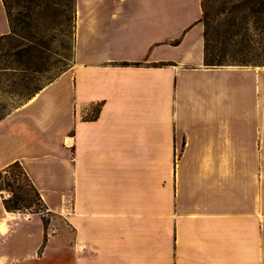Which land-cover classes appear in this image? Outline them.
Listing matches in <instances>:
<instances>
[{"label":"crops","instance_id":"1","mask_svg":"<svg viewBox=\"0 0 264 264\" xmlns=\"http://www.w3.org/2000/svg\"><path fill=\"white\" fill-rule=\"evenodd\" d=\"M201 16L74 0L70 65L0 119V171L62 224L0 192V264H264V67H205Z\"/></svg>","mask_w":264,"mask_h":264},{"label":"trees","instance_id":"2","mask_svg":"<svg viewBox=\"0 0 264 264\" xmlns=\"http://www.w3.org/2000/svg\"><path fill=\"white\" fill-rule=\"evenodd\" d=\"M6 11L10 33L0 36V44L7 48V57L12 63L1 64L0 83L2 80L18 79L12 84L22 89H29L25 97L29 100L46 84L63 72L72 60V40L74 21V0H14V6H9L7 0H2ZM17 9L13 13V9ZM204 38V66L218 68L222 66L264 67L258 66L249 58V53L256 44V39L264 40V0H201ZM60 15L69 21L68 30L58 33L70 45V59L59 54L54 45L57 44L55 34L48 40L44 32V21L47 16L54 18ZM217 15H225L226 21L214 28L213 19ZM68 24V23H67ZM72 31V32H71ZM53 41V42H52ZM52 42V43H51ZM178 41L173 44H177ZM1 60V59H0ZM129 66V64H123ZM139 67L140 64H132ZM54 74L40 83L37 77L48 74L49 68ZM51 71V70H50ZM24 101V102H25ZM100 107L93 108L89 120L98 117ZM4 116H0L2 119ZM0 192L3 189L11 193V197L3 199V206L7 212L41 214L43 225L46 227L45 206L39 193L31 183L22 166L15 162L0 171ZM4 186V188H3ZM36 207L38 211H32ZM30 211V212H29ZM46 215H50L46 213Z\"/></svg>","mask_w":264,"mask_h":264},{"label":"rangeland","instance_id":"3","mask_svg":"<svg viewBox=\"0 0 264 264\" xmlns=\"http://www.w3.org/2000/svg\"><path fill=\"white\" fill-rule=\"evenodd\" d=\"M7 3L9 6H14V0H7ZM13 9V15L16 14L15 8ZM226 21L225 15H217L213 19L212 26L214 28L218 27L219 25L223 24ZM68 23V24H67ZM69 21H66L64 17L60 15H56L54 18H50L47 16L46 20L44 21V27L43 30L45 33H47L48 40L50 42V38L54 37V35L58 33H65L68 30ZM72 32V31H71ZM60 35H57L56 41L57 44L54 45L56 49L58 50L59 54L63 57H67L66 59H70V45L69 42H66L65 39H61L59 37ZM72 40V36L70 37V41ZM53 42V41H52ZM51 42V43H52ZM249 58L253 59L258 66H264V40L256 39V44L253 45L252 50L249 53ZM0 62L1 64L6 63H12V60L7 57V48L0 44ZM226 67V66H222ZM238 67V66H234ZM51 70V71H50ZM50 67L48 74H44L43 77H37V80H39L40 83H44L47 78H50L54 71ZM18 79L16 81L13 80H2L0 83V116H4L6 113L11 111L13 108L21 105L25 101V97L29 94V90L32 89L34 85H29L28 90H24L20 87L14 86L12 84L18 83ZM1 185H4L3 180L0 181ZM4 188V186H3ZM1 194L4 199H8L11 197V193L3 189L1 191ZM38 211L36 207H32V211ZM30 212V211H29ZM44 214L45 219L50 222L51 220H55L56 224L61 225L62 222L59 217L53 216V215H46L45 212H42Z\"/></svg>","mask_w":264,"mask_h":264},{"label":"built area","instance_id":"4","mask_svg":"<svg viewBox=\"0 0 264 264\" xmlns=\"http://www.w3.org/2000/svg\"><path fill=\"white\" fill-rule=\"evenodd\" d=\"M92 114V110H91V112L88 114H85L84 116L86 117V116H89V115H91ZM63 145L65 146V147H70V145H69V142L68 141H65V142H63Z\"/></svg>","mask_w":264,"mask_h":264}]
</instances>
